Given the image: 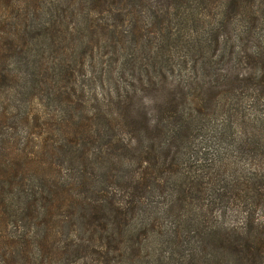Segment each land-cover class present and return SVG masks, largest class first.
Segmentation results:
<instances>
[{
  "label": "trees",
  "instance_id": "obj_1",
  "mask_svg": "<svg viewBox=\"0 0 264 264\" xmlns=\"http://www.w3.org/2000/svg\"><path fill=\"white\" fill-rule=\"evenodd\" d=\"M132 1L110 24L90 5L124 0H68L76 45L119 43L117 80L132 81L95 102L88 149L100 177L89 190L78 143L49 148L84 166L68 169L81 195L64 217L39 190L6 206L0 195V264H264V0ZM58 13L47 9L43 38ZM111 64L92 80H107ZM172 68L183 80L139 97ZM114 165L127 184L110 180Z\"/></svg>",
  "mask_w": 264,
  "mask_h": 264
},
{
  "label": "rangeland",
  "instance_id": "obj_2",
  "mask_svg": "<svg viewBox=\"0 0 264 264\" xmlns=\"http://www.w3.org/2000/svg\"><path fill=\"white\" fill-rule=\"evenodd\" d=\"M80 1L69 0L70 5ZM124 4L111 8L99 3L90 7L95 14L107 12L102 17L111 24V18L119 23L126 11L132 10V0H124ZM51 5H58L61 13L43 38L41 25L52 18L47 14ZM68 8V0H0V195L5 197L6 206L10 200L23 203L26 194L39 190L47 198L45 208L49 201L57 209L53 217L59 218L66 215L63 210L68 204L81 195V190L73 187L74 175L68 169L76 172L85 166L83 187L88 190L90 182L100 177L97 151L88 149L96 144L97 135L91 126L95 102L105 96L114 97V88H124V82L132 81L117 80L121 63L119 43L104 48L94 46L89 51L76 45L78 35L72 31L76 16ZM47 41L50 47L45 46ZM107 60L112 63L107 80H92ZM172 69L163 73L164 83L157 78L150 80L154 85L139 97L159 98L165 94L161 90L163 84L169 89L183 80L184 76ZM22 100L28 102L24 105ZM116 135L117 131L108 143ZM74 143L78 144L73 158L81 160L84 166L68 165L65 159L49 153L50 147H69ZM82 146L85 150L79 153ZM208 146L201 150L212 159L216 146ZM119 147L122 148L121 143L111 144L109 149L117 155ZM122 174L114 165L110 180L121 186L127 184V179L120 178ZM88 190H83L84 196ZM238 218L236 222L240 215Z\"/></svg>",
  "mask_w": 264,
  "mask_h": 264
}]
</instances>
